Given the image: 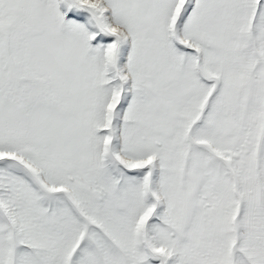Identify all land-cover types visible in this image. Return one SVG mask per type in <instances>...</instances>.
Here are the masks:
<instances>
[{"label": "snow or ice", "instance_id": "6c2138e0", "mask_svg": "<svg viewBox=\"0 0 264 264\" xmlns=\"http://www.w3.org/2000/svg\"><path fill=\"white\" fill-rule=\"evenodd\" d=\"M0 264H264V0H0Z\"/></svg>", "mask_w": 264, "mask_h": 264}]
</instances>
